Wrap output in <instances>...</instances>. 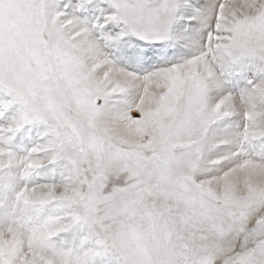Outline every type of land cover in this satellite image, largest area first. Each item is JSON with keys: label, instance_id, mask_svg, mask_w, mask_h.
<instances>
[{"label": "snow or ice", "instance_id": "1", "mask_svg": "<svg viewBox=\"0 0 264 264\" xmlns=\"http://www.w3.org/2000/svg\"><path fill=\"white\" fill-rule=\"evenodd\" d=\"M0 264H264V0H0Z\"/></svg>", "mask_w": 264, "mask_h": 264}]
</instances>
